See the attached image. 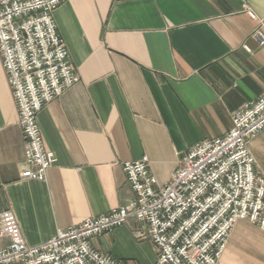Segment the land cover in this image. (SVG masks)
I'll return each mask as SVG.
<instances>
[{
    "label": "crops",
    "instance_id": "crops-1",
    "mask_svg": "<svg viewBox=\"0 0 264 264\" xmlns=\"http://www.w3.org/2000/svg\"><path fill=\"white\" fill-rule=\"evenodd\" d=\"M53 17L79 81L37 115L56 158L44 182L21 178L23 140L0 57V213L14 214L31 246L127 205L125 162L146 157L154 189L166 185L193 146L226 134L264 92V46L251 38L264 0H66ZM247 145L264 179V129ZM142 229L129 220L90 245L154 264ZM218 264H264V231L237 221Z\"/></svg>",
    "mask_w": 264,
    "mask_h": 264
},
{
    "label": "built area",
    "instance_id": "built-area-1",
    "mask_svg": "<svg viewBox=\"0 0 264 264\" xmlns=\"http://www.w3.org/2000/svg\"><path fill=\"white\" fill-rule=\"evenodd\" d=\"M65 1L0 0V57L23 140L22 179L45 181L56 158L44 147L37 115L79 81L53 17ZM243 10L257 19L245 5ZM251 38L264 46L261 22ZM231 120L226 134L193 146L158 189L146 157L123 163L131 201L58 230L42 244L28 245L14 214L1 212L0 240L8 243L0 248V264H127L97 252L90 241L129 220L143 226L137 238L154 245V264H218L237 221L264 231V179L247 145L264 129V92Z\"/></svg>",
    "mask_w": 264,
    "mask_h": 264
},
{
    "label": "rangeland",
    "instance_id": "rangeland-1",
    "mask_svg": "<svg viewBox=\"0 0 264 264\" xmlns=\"http://www.w3.org/2000/svg\"><path fill=\"white\" fill-rule=\"evenodd\" d=\"M182 163V162H181ZM181 163H180V165H181Z\"/></svg>",
    "mask_w": 264,
    "mask_h": 264
}]
</instances>
